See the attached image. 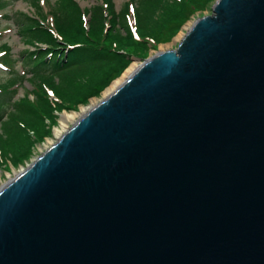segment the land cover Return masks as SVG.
<instances>
[{
    "label": "water",
    "instance_id": "water-1",
    "mask_svg": "<svg viewBox=\"0 0 264 264\" xmlns=\"http://www.w3.org/2000/svg\"><path fill=\"white\" fill-rule=\"evenodd\" d=\"M139 62L0 186V264H264V0Z\"/></svg>",
    "mask_w": 264,
    "mask_h": 264
},
{
    "label": "trees",
    "instance_id": "trees-1",
    "mask_svg": "<svg viewBox=\"0 0 264 264\" xmlns=\"http://www.w3.org/2000/svg\"><path fill=\"white\" fill-rule=\"evenodd\" d=\"M38 1H29L35 9V15L24 14L27 23L23 27L18 23L25 41L34 47L27 55L35 68L41 70L31 71L28 79L31 89H27L22 98L10 102V105L4 100L15 92V85L19 82L17 77L20 78L22 74L14 73L10 81L0 83V120L6 116L5 119L9 120L6 125L14 129L9 140H0V163L4 161L7 149L14 154H18L21 148L23 152L29 149L32 144L29 142L30 130L35 134L42 132L44 125L41 123L51 117L52 110L61 109L67 102L70 107L85 102L118 76L128 64L132 52H119L127 47L125 44H132L133 49L145 50L149 47V38L153 39L151 45L167 42L194 13L210 9L213 0H172V3L164 0H129L136 3L134 16L138 40L133 38V33L125 24V36L105 30L107 22L112 24L119 19V13L113 12L109 0H106L107 7L99 4L89 9L87 28L83 25L82 12L75 0H59L55 9L49 10L52 17L50 25L43 23L46 12ZM4 4L6 1L0 0V7ZM137 4L158 10L151 29L142 24L143 18ZM124 14H121L123 22ZM9 50L10 45L7 43L0 45V59L5 63L13 61ZM46 88L52 89L60 101H49ZM46 133H49L47 129Z\"/></svg>",
    "mask_w": 264,
    "mask_h": 264
},
{
    "label": "rangeland",
    "instance_id": "rangeland-1",
    "mask_svg": "<svg viewBox=\"0 0 264 264\" xmlns=\"http://www.w3.org/2000/svg\"><path fill=\"white\" fill-rule=\"evenodd\" d=\"M6 4L1 5L0 7V45L3 43H7L10 45L9 55L13 59L11 63L3 62L0 59V83H7L10 81L9 79L13 78L12 75L14 73L16 74H22L19 79V82L15 85L17 86L14 90L15 92L11 94V97H7L4 101L8 104L14 100H18L23 97V95L26 93L27 89H31L30 83L28 82V79L31 75V71L37 70L35 66L33 65L32 61L29 59V55H27V52L30 50H34V47L31 46L27 41H25V38L22 36L23 31L21 28L27 23L25 15H35V9L30 5V0H5ZM33 1V0H31ZM77 5L80 7L82 12V20L83 25L85 28L88 27L87 21L89 17V9H91L94 5H102L103 7H107V1L106 0H75ZM174 1V0H173ZM43 11L46 12L45 18L43 19L44 24L52 23V17L49 14V10H52L51 8H54L57 6V2L59 3V0H39L38 1ZM109 4H111V7L113 8V12L115 14H118L117 20L114 22L108 23L105 30L108 32H114L117 33V35H126V26L128 27V30H130L131 33H133V38L138 40L139 34L137 31V20H135L134 16V8L136 7V3H131L129 0H109ZM163 2H170L172 3V0H164ZM214 2V0L211 2ZM127 4H128V10H127ZM210 5V6H211ZM137 7L139 9L140 14L142 15V21L143 25H146L147 28H152L154 26V19L158 15V10H152L151 6L145 7L144 5L137 4ZM124 11L125 14H124ZM123 12L124 22L123 18L121 17V14ZM210 9H205L201 13L196 12L194 13L184 24L181 25L179 30L171 37V39L167 42H161L156 43L155 45H151L150 43L153 42V39L149 38V47H147L145 50L139 48L133 49L132 44L128 43L125 44L127 47L125 49L119 50V52H126L127 50L132 51L131 54H129V62L126 65V67L130 64L132 61H141L144 58H147L149 56H152L159 52L169 51L175 48L177 42L180 40L182 34L185 32L184 26L188 22L194 21L197 17H200L203 14H209ZM109 19V18H108ZM111 20V18H110ZM22 25V27L19 26V23ZM22 22V23H21ZM126 26H125V25ZM122 43H125L123 40ZM107 43V40H106ZM154 44V43H153ZM26 49H28L26 51ZM1 54V51H0ZM126 67L116 76L115 78L111 79L109 83L101 90L98 94L89 96L85 102H79L75 105V107H70L69 103L67 102L65 106H62L61 109L52 110L51 117H47L44 119V121L41 123V125H44L42 132L40 136L39 134L33 133V131L30 130L29 132V142H31V146L29 149L25 150L23 152V148L18 154L12 153L10 149H7V155L5 153V159L2 163H0V186L1 184L6 180L9 179V177H13L15 174L21 171V168H25L27 165H29L32 162L33 157L37 154L39 144L45 143L46 140L50 139L54 135L55 128L60 127V116L62 113L66 112H78L81 106H88L91 98H100L102 95V91L110 85V83L121 76L123 71L126 69ZM108 69V68H107ZM41 69H38L37 71H40ZM103 75V74H102ZM47 96L49 101L59 102L60 99L57 95L54 94L53 90L50 88H46ZM32 98V96H29ZM10 105V104H9ZM54 116V117H52ZM6 116H3V118L0 120V140L1 141H7L12 136L13 126L6 125V122H9L8 118L5 119ZM53 118V120H51ZM4 120L3 122H1ZM46 129L49 131V133H46ZM40 137V138H39ZM16 139V138H15ZM39 155V154H38ZM18 157V161L15 163V159Z\"/></svg>",
    "mask_w": 264,
    "mask_h": 264
},
{
    "label": "bare ground",
    "instance_id": "bare-ground-1",
    "mask_svg": "<svg viewBox=\"0 0 264 264\" xmlns=\"http://www.w3.org/2000/svg\"><path fill=\"white\" fill-rule=\"evenodd\" d=\"M203 15H208V14H203ZM201 15V16H203ZM197 19V18H196ZM195 20V19H194ZM193 22V21H192ZM192 22H188L185 24L184 28L185 31L186 29L191 25ZM184 34V33H183ZM182 32L181 35L179 36H183ZM174 49V48H173ZM140 65V62H136V61H132L130 62V64L126 67V69L123 71V73L121 74V76H119L118 78L114 79L109 86H107L103 91H102V95L100 98H91L89 105L88 106H81L78 112H64L61 114L60 116V127L59 128H55L54 130V136L48 140H46L45 143L39 144V150H41L39 153H42L45 149H47L49 147L50 144H52L55 140V138H57L59 135H61L67 128H69L73 123L76 122V120L78 118H80L87 109H89L90 107L96 105L97 103H99L101 100L105 99L106 97H108L110 94H112L118 87L119 85L132 73L134 72V70ZM38 153V154H39ZM38 154L35 156L38 157ZM34 158V159H35ZM33 159V160H34ZM32 160V162H33ZM22 171V170H21ZM12 177L10 176L9 179H11ZM5 183V182H3ZM2 183V184H3ZM1 184V185H2Z\"/></svg>",
    "mask_w": 264,
    "mask_h": 264
},
{
    "label": "built area",
    "instance_id": "built-area-1",
    "mask_svg": "<svg viewBox=\"0 0 264 264\" xmlns=\"http://www.w3.org/2000/svg\"><path fill=\"white\" fill-rule=\"evenodd\" d=\"M40 151H41V150H39V149H38V152H37V154H38ZM37 154H36V155H37ZM39 154H40V153H39ZM36 155H35V156H36ZM35 156L33 157V159L35 158ZM33 159H32V160H33ZM21 169H22V168H21Z\"/></svg>",
    "mask_w": 264,
    "mask_h": 264
}]
</instances>
